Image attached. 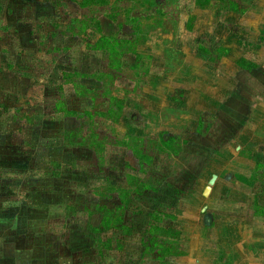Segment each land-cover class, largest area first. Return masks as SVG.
Returning <instances> with one entry per match:
<instances>
[{"label":"rangeland","instance_id":"374dc122","mask_svg":"<svg viewBox=\"0 0 264 264\" xmlns=\"http://www.w3.org/2000/svg\"><path fill=\"white\" fill-rule=\"evenodd\" d=\"M259 36L264 0H0V264L241 258Z\"/></svg>","mask_w":264,"mask_h":264},{"label":"crops","instance_id":"0c3cea01","mask_svg":"<svg viewBox=\"0 0 264 264\" xmlns=\"http://www.w3.org/2000/svg\"><path fill=\"white\" fill-rule=\"evenodd\" d=\"M257 40H264V38L259 36L257 38ZM256 44H258V43H256ZM243 59L244 58L240 57L238 61L236 60V64L239 67V70H243V69L255 70V68H258L257 67L258 64H256L253 61H251L252 62V66L251 67L243 66V63H242ZM258 86L256 87V85L253 83L251 86H249V88H246V91L249 92L250 96L252 97L251 99L253 100L255 98L254 103L258 102V100L260 102H262V97H264V84L263 85L259 84ZM238 92H239V90H237V86H236L234 91H233V94H231V95L233 97L235 96L236 98L237 97L241 98L240 96H238ZM254 103H250V105L251 104L254 105ZM254 106H251V109H248L247 116L246 115L242 116L243 117V121L245 120V127H242L243 125L241 126L244 129H243V131L241 130L242 135H240V140L243 141V142H246L247 135H248V138H249V136H251L250 140H252V138H254L256 140H259V142H264V128L261 129V126H259L258 122H257V125H255L253 122L249 123V121H255L252 118L253 114L256 115V113H258V115H259L260 111H264V110H260L259 107L257 109H255L257 107V105H254ZM246 117H249V118H246ZM262 117L260 119H263ZM249 131H252V132L249 133ZM253 143L254 142L252 140L250 144L245 143V145H247V144L251 145ZM258 151L259 152H257V151L255 152L254 150L249 149L250 155H252V156L256 155V156L259 157V155L262 156L261 154L264 153V145H262V150L261 151L258 150ZM256 159H258V158H256ZM262 160L264 161V155H263V159ZM263 161L261 162L260 159L255 161V165L252 166L250 168V170H248L250 174H249V176H247V178H249V179H251L253 181H257L255 179L258 177V175L255 176L256 175L255 170H257V172H258L260 167L264 168V164L262 165V163H264ZM256 167H257V169H256ZM254 173H255V175H253ZM254 177H255V179H252ZM261 183H262V179H261ZM262 185H264V182H263ZM250 202H251V205L248 207V209L246 211V216L245 215L241 216L242 218L245 219V223L249 227L248 236L250 238H246L247 244H246V246H243L245 248V250H246L245 254L244 255L241 254L242 255L241 258H238V256H237V258L233 259L232 261L229 258L230 261H226V263H225L224 260L221 261V262H220V260L223 258L224 254L226 252L224 254L220 253L219 254V258H220L219 262L216 261L217 264H264V224L262 222H259L258 220H256V219H258L257 218L258 216H264V205H260V200H258L255 195H252V198H251ZM235 212L237 213V209L236 208H235ZM234 223H236V222H234ZM232 224H233L232 222H229V223L224 224V225L225 226H232ZM261 224H263V226H261ZM232 227L234 229L239 228L237 224H234ZM231 231L233 233V236H232V239H230V240L228 238V241H230V244L232 243L231 247H233L234 250H235L234 252L237 253L236 251H238V249L241 248V246H240L241 243L240 242L244 241V240L240 239V242H238L237 238H236L237 236H236V233H235L236 231H233V229ZM232 233L229 231L230 235H232ZM235 241H237V242H235ZM239 243H240V245L238 246ZM232 254H233V252H232Z\"/></svg>","mask_w":264,"mask_h":264},{"label":"water","instance_id":"95a60500","mask_svg":"<svg viewBox=\"0 0 264 264\" xmlns=\"http://www.w3.org/2000/svg\"><path fill=\"white\" fill-rule=\"evenodd\" d=\"M216 177H217V176H216L215 174H213V175L211 176V178H210V180H209V182H208V185L204 188L203 195L206 196V195L210 192V190H211V186H212V184L214 183Z\"/></svg>","mask_w":264,"mask_h":264},{"label":"trees","instance_id":"16d2710c","mask_svg":"<svg viewBox=\"0 0 264 264\" xmlns=\"http://www.w3.org/2000/svg\"><path fill=\"white\" fill-rule=\"evenodd\" d=\"M242 62H244L243 66H245V67H251L252 66V62H245L244 59L242 60ZM198 126H203V121H198ZM208 126H209V124H208Z\"/></svg>","mask_w":264,"mask_h":264}]
</instances>
